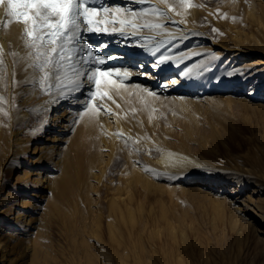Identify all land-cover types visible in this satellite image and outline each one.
I'll return each mask as SVG.
<instances>
[{"label": "rangeland", "instance_id": "374dc122", "mask_svg": "<svg viewBox=\"0 0 264 264\" xmlns=\"http://www.w3.org/2000/svg\"><path fill=\"white\" fill-rule=\"evenodd\" d=\"M262 1L89 3V7L122 9L119 14L101 12L100 19H127L136 25L135 36L130 26L123 28L122 36L119 23H109L107 33H82L83 41L94 46V55L109 57L143 50L141 60L152 64L146 77L124 80L116 75L111 77L114 84L102 83L99 91L107 93L104 98L86 96L90 86L92 91L97 89L82 78L81 92L67 96L65 101L88 97L96 108L94 114L86 112L80 103L65 107L55 89L45 93L38 83L35 87L26 83L34 77L38 80L39 73L28 67L32 50L26 46L24 26L0 6V222L6 209L14 216L17 211L24 212L33 220L25 226L1 225L14 236L15 255L33 246V256L26 264H264V235L242 218L232 221L234 212L229 203L218 209L212 195L193 191V182L184 183V174H162L156 167V159L163 152L185 148L213 168L235 170L244 164L264 171V114L231 104L227 97L236 88L227 77L237 59L232 55L235 50L248 42L264 49ZM161 12L166 15L161 17ZM148 23L163 27L151 30L144 27ZM94 36L99 40L92 42ZM113 42L117 45L109 55L98 52L99 47ZM207 42L220 46L203 49ZM158 44L159 50L153 55L148 48ZM161 53L172 59L156 67ZM257 56L244 54L237 62L249 61L250 68ZM126 65L106 59L100 67L123 73ZM153 69L158 74L154 75ZM173 76L179 81L173 83ZM150 78L155 80L150 82ZM209 106L221 113H211ZM75 112H84L81 119L94 118L83 139L84 159L94 163L83 178L76 173L72 186L55 207L54 192L42 191L35 175L53 171L50 168L54 165L53 160H37L39 149L46 138L56 135L57 142L65 136L72 138L80 125L72 134H67L66 122L46 130L42 125L56 114L62 120ZM138 172L146 173L148 184L143 186V179L137 182ZM60 173L54 170L50 175ZM216 176L198 179L206 182L218 179ZM254 188L250 185L246 194L255 195ZM164 214L173 225L167 223ZM114 221L121 227L115 237L109 227ZM179 226H184L183 239Z\"/></svg>", "mask_w": 264, "mask_h": 264}, {"label": "bare ground", "instance_id": "6f19581e", "mask_svg": "<svg viewBox=\"0 0 264 264\" xmlns=\"http://www.w3.org/2000/svg\"><path fill=\"white\" fill-rule=\"evenodd\" d=\"M260 4L262 5L261 2ZM1 15L2 9L0 8V17ZM1 37L2 35L0 26V38ZM98 40L99 38L95 36L91 38L92 42H96ZM116 45L117 44L114 42L111 45H109L108 43V45L99 47L98 52L107 56L111 53L114 47H116ZM214 46L219 47L220 45H218L217 43L210 44L207 42V44L205 43L202 48L212 49ZM235 51L237 53H233L232 55L237 59L233 63V65L231 64L232 69L230 73L227 74V77L232 78L231 80L234 81V85L236 88L227 97L231 104H241L243 106V109L247 108L255 111L258 110L264 114V67L261 68L262 66H264V49L260 46L253 45L248 42L241 44L240 47ZM143 54V50L131 54L127 51H123L111 54L109 57L112 58H105L117 64L123 62L127 63L126 67L124 69L122 68L121 70L124 71L125 69H127L130 73V77H146L145 72L152 68V64L150 65L148 61L143 62L141 60L144 57ZM218 54L222 55L221 52H217V55ZM244 54L258 55L254 59L252 67L249 68V61L246 63L237 62L239 57ZM153 74H158V70L153 69ZM154 80L150 78V82H153ZM172 80L176 81L178 79L177 77L173 76ZM145 87L149 88V86ZM90 89L93 90L94 87L90 86ZM88 90L85 92L86 96H88ZM156 91L158 93V91L160 90L157 89ZM184 93L188 92L184 91ZM211 98L212 97H206V100H210ZM65 99L66 98L62 99V101L66 105L65 107H73L77 103H80L82 107H84L89 101L88 97H84L82 99L74 98L69 101H65ZM208 108L213 114L221 113V110L217 112L213 109V107L211 108L209 106ZM81 117L82 116L79 115L78 112H75L74 115L67 114L61 120L60 116L56 114V116H54L51 121H46L42 125V127L46 130L53 128L60 122H66L67 134H72L77 124L80 125L79 131L72 138L65 136L57 142L58 137L55 135L53 138H46V144L39 149L40 153L39 158L37 159L38 161L48 163L53 160L54 165L50 169L53 171L61 170V173L58 176L50 175V172H53L50 170L49 172L46 171L35 174L37 175V181L42 184V191L50 192L52 190L54 192L55 200L53 202V205L55 207H59V204L62 201L63 192L69 190L72 186L76 173L79 175V178H83V175L94 163L92 159L89 160V162L84 159L85 147L83 146V139L89 130L88 127L92 126L94 118L90 119L87 116L85 119H81ZM62 127H65V124ZM156 167H159V169H161L162 174H184V176H186V178L184 179V183H186V181H189V183L193 182V186L191 187L193 191L197 190L204 194L212 195L215 198L214 200H216L217 202L216 206L218 209H221L226 202L229 203L234 212V215L231 216L233 217L231 218L232 221L235 222L236 220L242 218L245 223L247 222L248 224L250 223L252 225V228L255 232L264 235V171L258 172L253 166L244 164L240 165L238 168H235V170H231L222 166H216L213 168L201 162L199 154L191 153L185 148L183 151L180 150L176 153L163 152L162 155L156 159ZM213 174H217L218 176L216 177H218V179H208L205 180L206 182L198 179L202 177H205L206 179L207 177H209V175ZM146 177V173L144 174L138 172L137 182L139 181L141 183V180L143 179V183L141 184L143 186L148 184ZM132 183L134 184V182ZM228 185H230V187ZM250 185L255 186L253 190V193L255 195L246 194V190ZM28 187H30V185H28ZM32 196L39 195L33 194ZM40 196L46 198V195L43 196L41 194ZM121 198L124 199L125 197ZM2 212L3 218L0 222V264H26L28 260L33 256L35 247H27L26 249L22 250L21 253L15 255L13 253L14 245L12 242V240H15L14 236L11 233H6L5 227L1 225L25 226L26 224H30L32 219L30 216H26L24 212L17 211L16 216L10 214L8 209L3 210ZM163 217L168 224H174L172 220L168 219L167 216H165V214ZM122 218L123 217L121 216V219ZM117 222L114 221L110 222L109 224L111 234L114 237L116 236V234H120L121 231V227L118 226L119 222ZM178 230H180V234L183 239L184 226H179ZM130 233H133V231Z\"/></svg>", "mask_w": 264, "mask_h": 264}, {"label": "snow or ice", "instance_id": "6c2138e0", "mask_svg": "<svg viewBox=\"0 0 264 264\" xmlns=\"http://www.w3.org/2000/svg\"><path fill=\"white\" fill-rule=\"evenodd\" d=\"M138 2L143 3L144 0H138ZM89 3L94 4L95 0H0V6H3L6 15L24 26L25 43L32 50L28 54V59L31 60L28 67L39 73V77L38 80L34 77L26 83H30L33 87L38 83L45 93L55 89L60 93L61 98H66L81 92L84 87L82 78H86L88 82L96 86L97 91L89 89L87 92L88 96L94 99L97 96L101 98L107 96V93L100 92L99 88L102 83L114 84L115 81L111 77L119 75L124 80L129 79L130 73L127 69L123 73H120L119 69L102 70L100 66L106 64V58L94 55V46L83 41L82 33H107L106 26L109 23H119L122 36L125 35L123 31L125 26L132 27L133 36H135V23L127 19L112 21H109L107 17L100 19L101 12L111 11L119 14L122 9L120 7L111 10L107 7H89L87 6ZM181 3L187 5L189 0H181ZM171 10L169 7V11ZM147 11L148 9H145L144 13ZM152 11L155 12L158 9H152ZM160 15L163 17L166 14L161 12ZM11 22L8 21V23ZM144 27L159 30L163 25L148 23ZM159 47L158 44L155 48H148V50L155 55ZM170 59H172L170 56L161 53L155 65L160 67ZM173 63L176 61L173 60ZM190 71L184 74L189 75ZM85 111L95 113L96 108H93L91 99L85 105ZM80 115L83 116L84 112Z\"/></svg>", "mask_w": 264, "mask_h": 264}]
</instances>
